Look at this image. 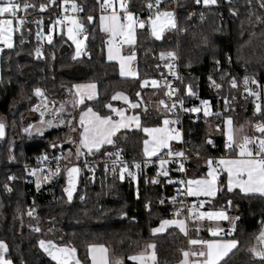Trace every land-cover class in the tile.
Masks as SVG:
<instances>
[{
	"label": "trees",
	"instance_id": "1",
	"mask_svg": "<svg viewBox=\"0 0 264 264\" xmlns=\"http://www.w3.org/2000/svg\"><path fill=\"white\" fill-rule=\"evenodd\" d=\"M21 1L33 5L28 12L38 16L42 4L46 5L42 13H53L68 0ZM69 1L82 8L79 22L83 26L85 47L80 56L74 57L73 46L63 31L54 32L50 41L40 44L35 17L25 20L18 32L13 31L11 48L0 50V121L5 124L4 136L0 138V241L7 246L4 256L12 264H57L40 246L39 241L43 240L46 244L51 241L59 247L74 248L75 257L68 264H76L77 260L89 264V246L101 244L114 256L124 258L126 264H135L128 256L151 241L155 263L174 264L186 247V237L174 226L158 234L151 230L160 220L177 215L179 206L190 201L178 190V174L156 178L155 165H142L135 179L128 173L121 179L116 171L96 165L90 173L79 170L78 183L69 201L63 191L66 168L61 169L58 177L52 176L37 187L23 164L32 163L44 150L61 156L68 151L71 162L78 161L81 155L76 154L75 140L79 112L90 107L100 115H108L107 104L114 103L111 97L117 91L127 93L132 100L142 99L143 104L137 109L140 127L119 131L113 137V144L103 145L86 157L99 160L107 153L117 157L119 152V157L124 159L144 158L143 128L176 118L172 102L160 83L167 73L162 54L177 47L183 83L197 94L187 104L196 107L208 99L209 115L201 111L195 122L186 116L183 141L178 147L170 146L169 152L164 149L158 154L183 149L192 156L186 162L188 175L203 177L206 164L201 158L236 153V148H225V118H230L236 127L243 125L247 137L263 135L256 133V125L264 124V90L256 102L257 96L245 91L244 78H249L247 87L251 91L256 92L257 87L251 83L252 79L264 85V7L261 6L264 0H216L207 6L196 0H176V27L166 29L160 38L153 37L146 26L136 31V78L120 76L116 63L104 56L106 35L97 23L98 0ZM151 2L155 0H127L126 6L138 12ZM171 3L172 0H163L160 5L167 8ZM208 76L220 87L212 88ZM233 78L235 87L231 83ZM150 79L159 82V87L142 85ZM81 82L96 84L95 99L80 105L68 102L63 125L51 126L42 134L24 131L38 118L31 111L39 100L35 89H41L42 96L49 101H65L71 97L72 85ZM150 99H155L158 105ZM168 164L163 166L168 169ZM217 183L220 191L202 209L222 208L238 218L231 236L238 244L218 264H264V260L249 250L263 227L264 195L229 191L226 173L220 167Z\"/></svg>",
	"mask_w": 264,
	"mask_h": 264
},
{
	"label": "snow or ice",
	"instance_id": "2",
	"mask_svg": "<svg viewBox=\"0 0 264 264\" xmlns=\"http://www.w3.org/2000/svg\"><path fill=\"white\" fill-rule=\"evenodd\" d=\"M162 0H155L156 6H158ZM197 3H200V0H196ZM216 0H203L204 5H210L214 4ZM127 0H122L120 3V7L124 9V20L126 23L121 24L119 22L120 18L117 16L116 12L113 11L110 16H104L102 15L100 17L101 20V26L102 29L105 31H110L114 36H120L122 38H126L125 42L131 41L132 36V30L135 26V22L133 21V14L127 10L126 7ZM33 5H29L28 3H25L23 5L24 9H27L28 7H31ZM46 5H41L40 8L43 10V8ZM110 0H104V3L101 5V8L104 10H107L108 7H111ZM264 7V4L261 5ZM75 7V5H73ZM149 9L153 8V4L149 3L147 5ZM21 8L20 4L16 2V0H0V40H2L5 45L9 48H11L13 45L10 42L11 41V32L14 30L13 20L12 19H4L2 18L5 14H7L10 17H16L17 11ZM174 14L171 11H160L157 9L155 12L154 18L151 19V25L153 29V35H156L158 38V29L162 30L166 26H172L175 27V21H174ZM65 20L70 21L74 26L76 30H82V25L78 24L73 18L71 17H65ZM88 20L91 21L92 17H88ZM105 21H109V24L105 26ZM17 27H19L20 24L24 23L23 19H19L15 21ZM56 23H61V21H56ZM144 26V22H140V27ZM51 30V29H50ZM39 35V33H37ZM68 35L69 39H73L77 44V49H79L81 41H77L75 36L73 35V28L68 29ZM37 54H39V49L37 50ZM77 55H79V51H77ZM168 56H173L174 54L169 52L167 54ZM163 56V54H162ZM113 57L110 55L109 59H112ZM121 74L124 75L123 67ZM156 82L153 81V84ZM213 85L217 88L220 87L219 84H216L215 81L212 82ZM232 86H236V81L233 78L231 81ZM249 83V78H244V84H245V91H248L250 95L257 96L258 93L255 91H251L247 85ZM252 84H257V81L255 79L251 80ZM73 88L76 89V97L78 98L76 100V103H82L83 99L87 97V99L91 100L93 98L92 89H95L94 84H88V85H73ZM35 94L37 96L43 95L41 89L37 88L34 90ZM171 93H166V95H170ZM190 95H195V93H192L189 89ZM120 94H117L119 96ZM117 97H113L115 99ZM125 99H127L125 97ZM163 103V101H161ZM182 103V102H181ZM208 101L203 100L201 101L202 105H205V108L208 105ZM107 107H110L108 105ZM132 107H137V105L133 104ZM175 107V104H173V108ZM171 110V109H170ZM186 111H189L188 109H185ZM56 111H60V109H57ZM116 111V114L121 117L120 121H114L108 116L101 117L97 113L93 112L91 108L87 109L86 112H82L80 115V125L83 128V131L80 133V141L79 144L76 145V154L77 156L82 155L81 149H86L88 153H91L94 149L99 150L103 144H113L114 141L112 137L114 134L123 127H126L123 123L124 116L122 110H114ZM191 112H197L199 111L198 108L193 107L190 109ZM256 111H260V105H256ZM43 112H41V117H43ZM204 115L208 116L209 113L207 110L204 111ZM85 117H90L89 119H85ZM129 119H136L134 117H130ZM61 123H64L63 120L60 121ZM43 123V120L41 121ZM71 124V121L68 122ZM170 123H174V121H168L165 120L164 124L168 125ZM48 126H51V121L47 122ZM226 126H230L231 120L230 118H227L225 120ZM32 128V125H29L28 128L24 129V131L29 132V130ZM5 130V124L3 121H0V136L4 135ZM256 130L262 134H264V124H257ZM145 132L152 135L153 133H157L159 135L153 136V147L149 148V141H144L145 148H144V155L151 157L156 154V152L161 147L167 146V139H179V132L176 133L175 137H170L167 135L168 129L166 128H155V129H144ZM37 132H40V129H37ZM225 135L227 137L225 148H230L233 145L235 147L239 148V153L236 158L233 159H220L217 163L218 165H222L223 168L227 171L228 175V181L227 186L228 190L231 191L234 186L239 187V189L244 193H260L264 195V135L261 137H243L242 141L238 144L235 143L234 137L232 134V130L230 127H226ZM258 140V143H257ZM211 143V141H209ZM55 146V145H53ZM171 154V153H170ZM117 157H119V152L116 153ZM177 157H180L183 155L182 152L175 153ZM11 159V157H10ZM38 159L44 160L47 159V157H39ZM57 160L60 158L57 157ZM167 161H161V164H165ZM116 161L113 162V167L115 169ZM212 161L209 160V171H208V179H197V180H189L188 181V188H187V194L189 196H199L202 193L206 196H214L216 194L215 192V181H216V173L215 170L211 167ZM139 164H134L133 167H139ZM127 166L122 167L120 169V178H124V172L126 171ZM182 170V169H181ZM38 170L33 169V174H35ZM60 171L59 166L57 167L55 172H52L49 170V175L45 176L44 179L48 180L51 176L56 175ZM79 171L77 167H70L67 169L68 174V186L64 188V192L67 194V197L69 201H71L73 196V191L75 190V183H76V173ZM128 175L131 176L133 179H135L134 174L129 171ZM164 175L167 176V172H164ZM9 179H14V177H9ZM183 183V182H181ZM6 190L11 191L10 188H8L7 185L4 186ZM37 187H39V181L37 182ZM83 199V197H81ZM174 199V198H173ZM163 202V201H161ZM204 202L200 201V204L202 205ZM230 203V202H229ZM195 208V205H193L192 208L188 209V215L189 218H195L198 220H203L205 217L209 221H216V220H228L229 217L225 214L224 211H208V212H199L198 216H193V209ZM177 212H179V209H177ZM31 214V213H29ZM235 219L233 218L232 223L234 224ZM264 224V221L261 222ZM167 225H176L179 227L181 232H184L187 235L186 227H185V221L184 220H162L161 226L158 228L152 229L153 233L163 231L164 227ZM36 231H39V229H35ZM209 233L211 234V238L209 239H193L189 240L190 245H197L199 246L200 251L199 252H187L185 251L183 253L185 259L181 261V264H189L188 257L189 255H192L194 257H197V259L193 260L191 264H218V262L221 261V258L226 255L231 249L235 248L238 244V241L235 239H223L219 238L220 233L223 231L219 228H209ZM232 229L228 230V234L231 235ZM257 240L259 241L260 245L262 247L259 248V250L256 247H253L250 249L252 254L254 256L260 257L262 260H264V227L261 228L260 234L257 237ZM40 246L44 249L45 252H47L51 258L55 261H57V264H68L69 258L73 256L75 253V249L67 248V247H60L57 248L56 245L52 244L51 241L47 242L48 246L46 245V242L41 240L39 241ZM147 248L152 249L154 248V245L149 244L147 245ZM7 251V246L3 241H0V264H12L11 260L6 259L4 256V253ZM106 249L103 245H90L89 246V252L90 255H92V264H108L107 258H106ZM93 252L99 253V259L96 255H93ZM132 260H138L140 261V264H145V260H151L155 262L156 256L155 253H149L147 256H145L144 253H141L137 256L130 257ZM76 264H80V262L77 260ZM116 264H120V261L117 260Z\"/></svg>",
	"mask_w": 264,
	"mask_h": 264
},
{
	"label": "built area",
	"instance_id": "3",
	"mask_svg": "<svg viewBox=\"0 0 264 264\" xmlns=\"http://www.w3.org/2000/svg\"><path fill=\"white\" fill-rule=\"evenodd\" d=\"M16 2L20 4L21 8L17 11L16 17H11L13 20V29H14L13 31L18 32L20 29V26H21V24H20L19 27H17V25L15 23L16 20L23 19V21H25L28 18L35 17L36 22H37V27L35 30L36 31V38L40 44H43L44 42L48 41L47 38H48V32H49L50 28H54L56 26H60V28H61V26H65V25L69 24V21L65 20V17L75 18L79 21V17L82 14V8L80 6H78L74 1H69V0L63 1L59 10H57L56 12H53V13H42L44 8H43V10H41V8L39 7L41 13L38 14V16L31 15L28 12L29 7L27 9L23 8V5L25 3H28V2H22L21 0H16ZM200 2H203V0H200ZM103 3L104 2H102V1H98L97 11L98 12H104L106 14H109L110 12H112V10H111L112 6L108 7L107 10L102 9L101 5ZM151 3L153 4V8L149 9L147 7V5L149 3L144 4L138 12H135L137 14V17H141L142 14L144 16L153 17L155 15V12L157 11V9L160 11H164L165 9H169L174 14L175 25L177 24L178 7L176 5V0H172L171 5L167 8L162 7L160 4L158 6H156L155 2H151ZM73 5H75V7H73ZM260 5L261 4H258V6H260ZM127 10H128V8H127ZM97 11H96V13H98ZM123 17H124V11L121 10L120 11L121 21H123V19H124ZM56 21H61V23H56ZM44 23L47 24V29H44ZM51 32L52 33L54 32L53 29H51ZM37 33H39V35H37ZM76 35L79 39H83L85 37L83 31H78ZM21 42H24V40H22ZM104 42H105V44H110L114 47H117V46L120 47L119 41L110 35L108 36L107 39H105ZM169 52L173 53L174 55L171 57L168 56L167 54ZM178 52H179V50L176 47L173 50H168V51L163 53L164 58H165V62H166L167 73H166V76L164 77V79L161 81L160 86L167 93H171L170 95H168V97L170 98L172 105L175 104L174 114H175L176 118L167 119L168 121H174V123H170L168 125L171 128H173V130H175L176 132H179V135L181 137V142H182L183 137H184V132H183V120H184V118L186 116H189L190 119L192 120V122H195L199 119L201 111L204 112V110H206V108H205V105H202L200 102V105L196 106V108H198L199 111H197V112H191L190 111V109L193 108L194 106H191V105L189 106L187 104V100L192 99V98H197V94H196V92H193L189 88V86H185V84L183 83V72L181 70L180 54ZM208 80L211 82V87L214 88L215 86L212 83L214 80L211 78V76H208ZM215 83H216V81H215ZM189 89L191 90L192 93H195V95L188 94ZM263 90H264V85L262 83L257 82L256 92L258 93V95L256 97V102L260 101V98H261L260 94L263 92ZM204 100L209 102L208 99H204ZM208 105H209V103H208ZM185 109H188L189 111H186ZM253 137L259 138L261 136L255 135ZM242 139L243 138L239 139L236 143L238 144L239 142L242 141ZM257 143H258V140H257ZM232 147L239 149L238 147H235V145ZM179 152L183 153V155L180 157H177L176 155L163 153V154H157V155L152 156V157L135 158V159H124V158H120V157H114L112 154L107 153V154H105V156L102 159H99V160L88 159L86 157L87 153H83L78 161L65 163L61 159V157H62L61 154L51 155V154H49L48 151L44 150V151H42L41 155L38 156V158L44 156V157H47V159L40 160L37 158L32 163L23 164V168H27V169H30L31 167L38 168L41 171L42 177L44 178L45 176L49 175V170H51L52 172H55L58 166H59V169L61 171L62 168L67 169L71 165H77L79 170L83 171L84 173H90L93 171V169L95 168L96 165H103L107 169H109L110 171H116L119 174H120V169L122 167L127 166V169L124 172V174L131 171L135 175L140 166H142V165H146V166L155 165L154 176L156 178H167L169 176V174L171 175V174L175 173V174H178L177 175L178 176L177 181L179 183H181V182H183V177H184L183 172L185 170L186 162L190 158H192V156L187 155L183 149L180 150ZM221 156L222 155H219L217 157H211V158L215 159V158H219ZM57 157H59L60 159L57 160L56 159ZM114 161H116L115 169L113 167ZM161 161H167L169 163L168 164L169 168L168 169L165 168L161 164ZM134 164H139L140 166L138 168L133 167ZM60 171L58 173H56V175H54V177H58L60 174ZM164 172H167V176L164 175ZM178 190H179V192L181 191L180 187H178ZM193 205H195V208H194L195 212H194L193 216L196 217L199 214V210L202 209V205L200 204V201H195L191 205V207H193ZM263 226H264V224H263Z\"/></svg>",
	"mask_w": 264,
	"mask_h": 264
},
{
	"label": "crops",
	"instance_id": "4",
	"mask_svg": "<svg viewBox=\"0 0 264 264\" xmlns=\"http://www.w3.org/2000/svg\"><path fill=\"white\" fill-rule=\"evenodd\" d=\"M117 13V12H116ZM96 14H98V13H96ZM108 15H111V12L108 14ZM2 18H4V19H12L10 16H8L7 14H5ZM12 27H13V25H12ZM50 29H53V31L55 32V33H57V32H60V31H63L64 32V26H61V28H60V26H56V27H54V28H50ZM49 29V32H48V41H50L51 40V38H52V34L54 33H52L51 32V30ZM12 36H13V31H12ZM11 43H12V38H11V41H10ZM3 47H7L6 45H5V43L3 42V41H1L0 40V50H1V48H3ZM120 76H124V75H121L120 74ZM88 84H94L95 85V89H92L91 91H92V93H93V98L91 99V100H93V99H95L96 97H97V87H96V84L95 83H93V82H81V83H75V84H73V85H88ZM73 85H72V87H71V97L68 99V100H65V102L66 103H73V104H75V105H80V104H82L84 101H86V100H89V99H87V97H85L84 99H83V102L82 103H76V100L78 99L77 97H76V95H75V93H76V89L75 88H73ZM117 94H120L119 96H117ZM113 97H117V98H115V99H113ZM125 97L127 98V99H125ZM39 99H42V100H47L44 96H42V97H40ZM111 99H112V101L114 102V103H111V104H107V106L108 105H110V107H107L109 110H110V113L107 115H100V114H98L96 111H94L93 109H92V111L93 112H95V113H97L98 115H100L101 117H104V116H108V117H110L112 120H114V121H120L121 120V117L119 116V115H117L116 114V111H114V110H122V112H123V116H124V120H123V123L125 124V125H127L126 127H123V128H120L115 134H114V136L119 132V131H121V130H125V129H132V128H139L140 127V123H141V118H140V114L138 113V111H137V109L140 107V105L141 104H143V101H142V99L141 100H137V99H135V100H132L129 96H128V94L127 93H125V92H123V91H117V92H115L113 95H112V97H111ZM50 103H51V106H52V108L54 107V106H56V104H55V101H49ZM59 102H64V101H59ZM133 104H135V105H137V107H132V105ZM37 106V105H36ZM43 107V104L41 105L40 104V106L38 107V112H39V115H41V112H43V114L45 113V109L44 108H42ZM90 107H88V108H86V109H84V110H82L81 112H79V116H78V129L76 130V133H77V137H76V140H75V145H78L79 144V141H80V133L83 131V128L81 127V125H80V115H81V113L82 112H86L87 111V109H89ZM43 117H44V115H43ZM43 117L42 118H40V119H38L37 121H35V122H33V123H31L30 125H32V128L29 130V132H27V133H30V131L32 130V131H34V133L35 134H42L45 130H46V128L44 127L43 128V126L41 125V121H42V119H43ZM130 117H134V118H136V119H129ZM90 117H85V119L87 120V119H89ZM165 120H167V119H163V121L159 124V125H156V126H149V127H144L143 128V132H144V134H145V141L146 140H148L149 141V148L151 149L152 147H153V143H152V140H153V136H157V135H159V134H157V133H153L152 135H150L149 133H147V132H145L144 131V129H155V128H166V129H168V132H167V135L168 136H170V137H175L176 136V131L175 130H173V128H171L169 125H165L164 124V121ZM53 125V124H52ZM37 129H40V132H37ZM113 136V137H114ZM113 137H112V139H113ZM245 137V136H244ZM241 138H243L242 136H240V137H238V140L239 139H241ZM181 142V137H180V135H179V139H175V138H172V139H167V146L166 147H161V148H159V150L156 152V154L155 155H157L159 152H161L162 150H164V149H167L168 150V152H169V150H171L170 149V146H177L178 147V145H179V143ZM103 145H109V144H103ZM102 145V146H103ZM234 146V145H233ZM76 148V147H75ZM144 148H145V144H144V147H143V151H144ZM234 148V147H233ZM94 150H96V149H94ZM93 150V151H94ZM81 152L82 153H88L87 152V150L86 149H81ZM177 153V152H176ZM238 153H239V149H236V153L235 154H232V155H225V156H221V157H219V158H216V159H213V158H211V157H208V158H201L202 160H204V162H205V164H206V170H205V175L203 176V177H191V176H189L188 175V173H187V169H186V166H185V170H184V172H183V183H180L179 184V187H180V193H181V195L185 198V199H189L190 201H187V202H185L183 205H180L179 206V213L176 215H174V216H177L180 220H181V218H184L183 220L185 221V227H186V232H187V235L184 233V232H181L180 231V229H179V227H177V226H174V225H172V226H174V227H176L180 232H181V234H183L185 237H186V247H184V250L182 251V254H181V257H180V259L176 262V263H174V264H181V261L182 260H184L185 258L183 257L184 255H183V253L185 252V251H187V252H199L200 251V249H199V246H197V245H190L189 244V240H193V239H209V238H211V234L209 233V231H208V229L209 228H213V229H215V228H219V229H222L223 231L220 233V237L219 238H223V239H233L231 236H232V234H233V231H234V224H235V222H234V224L231 222L232 221V219L233 218H235V216L233 215V214H231V213H229V212H226L224 209H222V208H216V209H213V210H209V211H224L225 212V214L229 217V219L228 220H219V221H213V222H210V221H208V220H202L203 221V224H200L201 222H198V219H194V218H192V219H190L189 218V215H188V209L189 208H192L191 207V205L195 202V201H203L204 203L203 204H206L208 201H210L212 198H214L216 195H217V193H218V191H220L219 190V186H218V183H217V176H218V167H220V169L221 170H223L225 173H226V187H227V189H228V186H227V181H228V175H227V171L223 168V166L222 165H218V161L220 160V159H233V158H236L237 156H238ZM171 154L172 155H175V153H172L171 152ZM155 155H153V156H155ZM145 157H148V156H145ZM152 157V156H151ZM209 160H211L212 161V164H211V167L215 170V173H216V181H215V192H216V194L214 195V196H206V195H204L203 193L201 194V195H199V196H189L188 194H187V188H188V181L189 180H197V179H208L209 177H208V171H209ZM234 189H236V190H238V191H240L242 194H249V193H244V192H242L240 189H239V187H236V186H234L233 188H232V190H234ZM250 194H260V193H250ZM260 195H262V194H260ZM203 204H202V206H203ZM194 212H195V210L193 209V214H194ZM207 222H208V224H210V225H208L207 224ZM168 227H170V226H168ZM168 227H166V228H168ZM165 228V229H166ZM164 229V230H165ZM229 229H232V232H231V235H229L228 234V230ZM163 230V231H164ZM162 231V232H163ZM161 233V232H160ZM156 234H158V233H156ZM207 236V237H206ZM234 249V248H233ZM233 249H231L228 253H230ZM155 253V252H154ZM227 253V254H228ZM226 254V255H227ZM226 255H224L222 258H221V260L226 256ZM188 259V261H189V264H191V262L193 261V260H195V259H197V257H194V256H192V255H189V257L187 258ZM156 262V261H155ZM219 263V262H218ZM136 264V263H135ZM157 264V263H156Z\"/></svg>",
	"mask_w": 264,
	"mask_h": 264
},
{
	"label": "rangeland",
	"instance_id": "5",
	"mask_svg": "<svg viewBox=\"0 0 264 264\" xmlns=\"http://www.w3.org/2000/svg\"><path fill=\"white\" fill-rule=\"evenodd\" d=\"M98 1L104 2V0H98ZM121 2H122V0H110V3L112 5V7H111L112 12L113 11L117 12L116 14H117V16L119 18H120V11L121 10L124 11V9H122L120 7V3ZM128 11L133 14V21L135 22V26H134V28L132 30V36H131V41L130 42H125L126 38H122L120 36H114L110 31H105V30L102 29L100 17L102 15H104V16H110V15H108V14H106L104 12H98L97 11L98 12V14H97V23H98V27H99L100 31L102 33H104V35H106L105 39H107L108 36L110 35L113 38L117 39L119 41V43H120V47H118V46L114 47V46H112L110 44H105V46H104V56H105V58L107 60H110V61H113V62L116 63L119 75L121 74L122 67H123V72H124V76L123 77L124 78H136V77H138V70L136 68V56H135V52H134L135 41L134 40H136V31L138 29L142 28V27H140V22L141 21L144 22V26H146L150 30V33H151V35L153 37H156V38H158V37L156 35H153V29H152V25H151V22H150L151 19L154 18V16L153 17H148V16L137 17V14L135 12H133L132 10H129V9H128ZM164 11H171V10L165 9ZM73 19L78 24H80V22L77 19H75V18H73ZM119 22L121 24L126 23V21L124 19H123V21H121V18H120ZM104 23H105V26H107L109 24V21H105ZM171 27L172 26L169 25V26L164 27L162 30L158 29L159 38L162 37V35L166 31V29L171 28ZM69 28H73V35L75 36L76 40L77 41H81L79 49H77L76 42L73 39H69V35H68V29ZM63 30H64L65 36L67 37V39L71 42V44L73 46V55H74V57L80 56L81 55V47H82V45L85 42V37L83 39H79L76 34H77L78 31H83V30H76L75 26L70 21H69L68 25L64 26ZM10 35H11V38H12V32H11ZM77 51H79V55H77ZM110 55L113 57L112 59H109ZM153 81H155L156 83L153 84ZM142 85H150L153 88H157V87H159V82H157L154 79H150V80H147V81L146 80L143 81ZM152 98H154V97L152 96ZM150 100H151V103L154 102V104L156 103V105H158V103H157V101L155 99H150ZM40 104L41 105L43 104L42 108L45 109L44 117L42 119L43 123H41L43 128L45 127L46 129H48L51 126L63 125L65 123V120L67 119L66 110H65V107H66L67 103L65 101L64 102L55 101L56 106H54L52 108L51 103L49 102V100L39 99L37 104H36L37 106L34 105L32 107V109H31V111L33 113H36V115L38 117L37 120L42 118L41 115H39V112H38V107L40 106ZM57 109H60V111H56ZM209 111H210V107H209ZM226 119L227 118H225L224 121H223V131H224L225 139L227 140V137L225 135L226 127H230L231 130H232L234 141L236 143L238 141V137H240V136L244 137L245 136V134H246L245 131H244L245 128L243 127V125L236 127L232 123L230 124V126H226V124H225V120ZM61 120H63L64 123H61L60 122ZM48 121H51V126H48V124H47ZM35 133H34V131L31 130L29 134H35ZM62 157H63L62 160L65 163H70L72 161L70 159V153L68 151H65ZM33 169H37L38 171L35 174H33ZM28 174L33 177L34 184L36 186H37V182L38 181H39V185L42 184L45 181V179L41 175V171L38 168L31 167L28 170ZM199 212H208V211L201 209V210H199ZM173 219L180 220L177 216H172V217H169L167 219L165 218V219H162V220H173ZM183 219L184 218H181V220H183ZM162 220H160L158 222V224L156 226H154L152 229L160 227ZM203 220H208V219L205 217ZM217 221H219V220H217ZM198 222H201L200 224H203L202 220H198ZM210 222H213V221H210ZM207 224H208V222H207ZM208 225H210V224H208ZM168 226H172V225H167V226L164 227V229L166 227H168ZM174 226H176V225H174ZM160 232H162V231H160ZM160 232H156V233H160ZM156 233H153V234H156ZM259 234H260V232H259ZM259 234L257 235V237L259 236ZM257 237H256L255 241L253 242V244L250 246L249 250L251 248H253V247H256L259 250V248L262 247V245H260L259 241L257 240ZM149 244L153 245V243L151 241H147V242L143 243L141 249L139 251L129 255L128 259L130 261H132L133 263L140 264V261L132 260V259H130V257L140 255L141 253H144L145 256H147L149 253L154 252V248H152V249L147 248V245H149ZM103 246L107 250L106 251V258H107L108 264H116L117 260L120 261V264H126L125 261H124V258L114 256L113 253H111V251L109 250V248L107 246H105V245H103ZM87 252H88V256H89V260H90L89 264H92V255H90L89 248H88ZM92 254L96 255L97 258L99 259V253L93 252ZM255 257H257V256H255ZM145 264H156V263L151 261V260H145Z\"/></svg>",
	"mask_w": 264,
	"mask_h": 264
},
{
	"label": "water",
	"instance_id": "6",
	"mask_svg": "<svg viewBox=\"0 0 264 264\" xmlns=\"http://www.w3.org/2000/svg\"><path fill=\"white\" fill-rule=\"evenodd\" d=\"M84 47H85V43L82 45V48H81V51H83V49H84ZM188 94H189V92H188ZM42 96V95H41ZM41 96H37V97H41ZM256 133L257 134H259L260 132H258L257 130H256ZM264 135V134H263ZM4 136V135H3ZM3 136H0V138H2ZM77 167V165H71V166H69L68 168H70V167ZM67 168V169H68ZM78 168V167H77ZM65 178H66V180H65V186H64V188L65 187H67L68 186V174H67V170H66V174H65ZM78 178H79V171L76 173V183H75V189H76V186H77V183H78ZM64 190V189H63ZM75 191V190H74ZM74 191H73V193H74ZM64 194L66 195V197H67V194L64 192ZM68 198V197H67ZM45 246H48L47 244L45 245ZM57 248H60L59 246H56ZM74 257H75V254H73V256L71 257V258H69V261H71V260H73L74 259ZM53 260V259H52ZM55 261V260H54ZM68 261V262H69ZM57 262V261H56Z\"/></svg>",
	"mask_w": 264,
	"mask_h": 264
}]
</instances>
